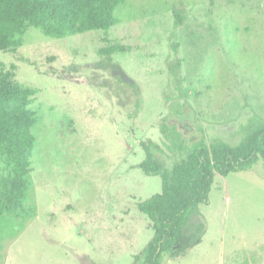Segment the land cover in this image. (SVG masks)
Returning a JSON list of instances; mask_svg holds the SVG:
<instances>
[{"label":"rangeland","instance_id":"obj_1","mask_svg":"<svg viewBox=\"0 0 264 264\" xmlns=\"http://www.w3.org/2000/svg\"><path fill=\"white\" fill-rule=\"evenodd\" d=\"M116 16L62 39L30 28L0 51L38 118L35 215L1 233L0 264H141L154 230L139 204L162 192L142 143L172 170L198 144L264 128V0H125ZM200 211L203 242L162 264H264V160L217 174Z\"/></svg>","mask_w":264,"mask_h":264},{"label":"trees","instance_id":"obj_2","mask_svg":"<svg viewBox=\"0 0 264 264\" xmlns=\"http://www.w3.org/2000/svg\"><path fill=\"white\" fill-rule=\"evenodd\" d=\"M125 0H0V51L21 45L30 28L56 39L86 32L107 31L119 23L117 9ZM178 23L182 12L175 14ZM111 46L104 53L124 52ZM16 66L0 63V235L20 217L35 215L24 203L31 188L29 175L38 123L29 109L33 88L16 79ZM146 158L141 164L148 176H160L162 192L139 204L153 224L154 236L143 251L141 264H162L163 257L181 258L203 242L206 222L200 206L207 204L216 175L226 177L264 160V128L252 131L238 145L218 142L198 144L187 158L168 169L155 156L153 143L143 142ZM137 259H141L137 257Z\"/></svg>","mask_w":264,"mask_h":264}]
</instances>
